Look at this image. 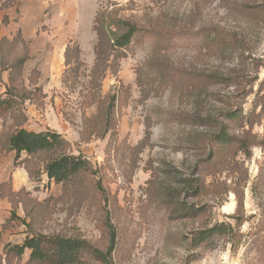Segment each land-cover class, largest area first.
<instances>
[{
  "label": "rangeland",
  "instance_id": "1",
  "mask_svg": "<svg viewBox=\"0 0 264 264\" xmlns=\"http://www.w3.org/2000/svg\"><path fill=\"white\" fill-rule=\"evenodd\" d=\"M108 1L139 25L118 71L102 82L109 121L84 104L87 74L75 86L63 81L69 43L94 63V20ZM260 6L264 0H0V39L22 29L25 40L6 58L29 55L13 80L0 64V96L12 85L17 102L0 119V182L5 195L18 192L13 202L0 197V264H46L30 262V249L5 252L38 234L83 241L77 264H264L256 242L264 235V148L255 145L250 158L239 152L232 169L209 155L230 103L264 137V13H253ZM19 128L60 132L92 167L66 184L50 179V153L27 161L9 149ZM198 181L208 186L201 196ZM234 188L243 193V223L198 247L200 229L236 225Z\"/></svg>",
  "mask_w": 264,
  "mask_h": 264
},
{
  "label": "trees",
  "instance_id": "2",
  "mask_svg": "<svg viewBox=\"0 0 264 264\" xmlns=\"http://www.w3.org/2000/svg\"><path fill=\"white\" fill-rule=\"evenodd\" d=\"M115 5V8H110ZM122 5L119 2L108 1L104 6L98 10L94 20V30L97 34V42L95 44L94 52L95 59L91 66L85 63L83 50L80 44L76 41L69 43L65 50V58L67 68L64 71V84L73 86L80 82L84 74L89 76L87 86L84 88L88 90L85 95L84 104L87 107L96 106L100 118L107 117L109 121L112 116V105H106V101L102 98L101 88L102 82L108 72L116 73L119 69L120 60L125 55V49L132 43L135 35L139 31V25L133 15L122 14ZM254 14L264 13V6H260L253 10ZM4 23L10 22V16L4 15ZM221 40L223 35L214 34V38ZM22 29L16 33L14 38L10 40L7 37L0 39V64L2 69H9L10 78L13 80V74H22L24 64L29 59L26 51L23 54L15 56L12 60L6 57L11 56L7 53L8 48H16L19 44H24ZM1 81V79H0ZM14 89L12 85L8 86L6 97L0 96V119L4 114L14 111L17 102L13 98ZM23 98L27 99L29 96L24 91ZM238 101L230 103L229 109L226 110L221 118L215 133L211 137L212 148L210 149V157L213 158L217 164H223L230 169L235 165L230 162L236 154L242 152L247 158L252 156V150L255 145H261L264 148V137L258 138L253 134L252 128L254 121L251 120L250 114L245 113L242 108L237 107ZM264 111V104L262 106ZM250 125V129L246 126ZM114 128L109 126L108 131H113ZM106 131V129H105ZM8 147L11 151H15L16 159H18L23 152L28 154L26 160H32L42 154L50 153L52 156L45 162V171L50 179H54L58 183L71 181L88 168L92 167L91 162L82 155H74L68 151L70 142L60 132L47 129L42 131L29 130L27 128H19L8 138ZM200 183V181H198ZM5 182H0V197H8L13 202L12 196L17 194L12 190L9 196L3 192ZM208 190L205 184H198L197 195L201 196ZM238 200V207L235 213L229 216L236 220V225L233 226L231 222H219L212 227L200 229L197 235L196 244L198 247L208 239L215 236L227 237L232 233L234 227L240 226L243 223V218L239 215V211L243 208V193L237 188H234ZM201 207L197 208L199 213ZM13 215H15V207L13 208ZM264 227V220L262 222ZM237 234V233H236ZM239 239H242V234H237ZM256 242L264 247V235L256 238ZM85 243L79 239L64 237L60 235L46 236L38 234L28 236L22 244L9 245L5 247V252L8 255L22 256L26 249L31 250L30 262H44L46 264H77L81 259V253L84 249Z\"/></svg>",
  "mask_w": 264,
  "mask_h": 264
}]
</instances>
